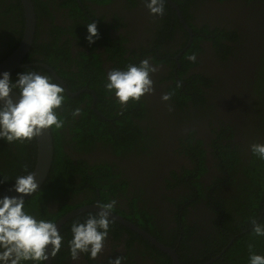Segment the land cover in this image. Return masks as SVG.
Listing matches in <instances>:
<instances>
[{"label": "trees", "instance_id": "trees-1", "mask_svg": "<svg viewBox=\"0 0 264 264\" xmlns=\"http://www.w3.org/2000/svg\"><path fill=\"white\" fill-rule=\"evenodd\" d=\"M73 1L76 0H67L64 6L71 7L73 14L76 12L80 13L79 16L83 18L82 21L87 20V16L83 10L77 2ZM174 2L179 6L181 14L192 29L194 36L191 44L179 57L180 68L178 70V77L180 80H184L185 83L177 80L172 70L168 72L169 76L167 80H172V83L166 84L165 91L166 93H172V96L170 100L166 101L170 110L167 109L168 113L164 114L165 126L163 129L164 132L168 133L170 128L176 129L175 133L178 134V145L179 147H184V150L180 151L176 148L174 152H177V154L184 153L192 162L196 161L194 159H197L198 164L197 166H191V168L188 166L181 167L185 177L184 175L178 176L175 170H171L170 175L164 177L166 182L176 180L173 188L183 184L182 193L179 192L177 194V199L170 198V203L177 205L176 217L180 216L177 220L183 221V228L180 229L178 226L173 228V237H171L173 238V242H164V244L168 245L171 243L172 248H175L174 244L180 241L176 252L183 264H202L212 258V256L220 254L223 249L221 256L210 264H248L249 245H253V251L264 255V237H256L252 233L251 223L252 219H255L257 222H264V161L259 160L250 150L252 143H264V43L260 56L261 63L256 67V71L253 74L254 79L250 80L253 82L249 86L255 109L258 112L257 118L259 123L256 122L255 124L254 122V124L255 126L259 125V127L257 126L258 129L254 132L249 131L253 134L251 139L244 142L236 141L234 128H237V126H231L230 120L225 124L220 117H217L218 114H214L215 109L213 107L214 104L211 102V97H215L216 93L203 90V87H210L211 77L201 71L197 72L194 70L198 60L196 59V62H192L188 57L193 53L197 57L199 54L203 55L207 52L203 46H200L201 40L206 38L208 42H211L209 49L213 50L217 57L226 59V56L230 53L232 54L235 49L233 44H227L226 41L234 42L238 39V35L235 31L225 30L224 27L215 25L212 30L207 23H203L201 26L191 23L189 20L193 17V14L189 11V6L197 5V0H174ZM254 2L262 6L261 13H264V0H254ZM41 5L45 7L43 3ZM167 8L166 18L163 19L164 23L159 25L161 37L158 39V45H156L160 47L161 43L164 44L167 40L173 39L176 27L183 30L184 38H179L181 42L177 47L178 49L165 51L167 55L166 61H170L171 67H173L175 66V62L169 56L172 57L186 46L189 34L182 27L177 15L174 12L172 14V10L168 5ZM37 11L40 12V9ZM170 15L173 16V20ZM2 18L6 19L4 22L9 27H5V33H0V40H3L4 46L9 48V51L0 50V61L16 47L22 34L24 18L20 0H0V23L1 21L3 22ZM12 25L14 26L12 27ZM84 27L83 23L82 25L77 24L72 34H79V38L82 39ZM203 34L210 36L207 38ZM103 40L105 41L106 49L108 51L111 50L112 45L109 38L106 37ZM34 45L31 50L32 53L40 52V54L46 57L47 60L45 61L49 64L51 62L57 63L64 56H69L68 49L64 43L51 41L36 44L34 42ZM123 52L121 49H116V54L112 55V59L119 58L116 61L125 64L136 62L132 59H125ZM151 54L155 61L159 60L155 51H151ZM28 57L30 56L28 55ZM84 59L77 61V70L60 67L58 73L65 79L71 92H75L89 83L88 86L94 88L97 94L96 107L110 120L103 119L102 116L94 114L89 107L81 106L83 96L90 97V94L86 92H81L77 96H70L65 92V100L62 106L56 110L58 118L64 120L65 124L67 121L74 120L72 132H75V135L73 139L74 141H78L80 147L83 145V142H85L87 147L89 143L87 141L88 138L90 137L91 142V138L93 137V140L103 139L112 142L116 153L122 152L123 149L135 148L138 154L147 153V151L150 154L151 145L156 139L151 137V131L145 129L144 125L134 121V118L144 119L146 115L145 101H142L141 98L139 101L130 100L127 106L120 108H118L119 104L113 98L106 101L105 95L109 92L104 87L106 78L103 76L104 73L100 63L94 62V68L92 66L93 62L84 63ZM93 60H95L94 57ZM182 75H185V77H181ZM218 99L217 110L221 107L225 98L218 97ZM100 100L106 101L105 109L101 108L102 105L99 106ZM77 107L81 109L80 114L76 116L78 119L71 114L72 110ZM196 111L200 112L203 117H212V122L213 119L215 121L214 123H209L210 132L213 136L210 138L211 142L208 143L210 147L208 153L213 158H216L212 166L214 170L208 168V166L211 167V164L206 165L208 154L206 147L203 146L204 139L198 137V131L193 124L199 121L196 120L198 118ZM149 112L152 119V112ZM51 130L54 143V157L51 170L41 189L31 197L25 199V208L31 214L37 216V218L50 219L56 222L69 210L83 204H89L96 198V196H90L85 201L72 204L69 202L71 199L67 198L68 194L89 189L93 194H100L107 202L109 200L108 194L116 195L117 193L119 185L115 179L119 174L108 173L110 167L107 168L108 172L105 171L104 167L108 163L89 165L85 160L70 158L62 147L64 134L54 126ZM35 160V137L31 141H17L11 144L0 139V181H3V183H0V188L11 186L14 184L15 177L31 172ZM151 161L153 162V160ZM207 173L208 175L206 176L205 174ZM74 174H76V177ZM186 178L188 181H186ZM125 185L126 183L122 182L120 187H125ZM140 199L141 195L133 197L130 203V206L134 209V213L132 214L137 217L138 223L163 242L162 231L155 221V215L151 213L153 209L146 204L145 200ZM138 200L142 202L141 206L138 205ZM199 203L205 204L211 211L219 212L217 216H220V225H223V229L220 228V225H216V229H208V231H205L200 236L198 240L201 241L197 243L196 240L194 243L189 244L187 241L191 240L195 232L194 228L188 226L186 223L187 215L189 214L188 209L193 204L197 205ZM169 211H172L171 207H169ZM88 214L95 213H83L68 220L60 227L66 244L71 239V223L77 219L82 220ZM128 216H131V214H128ZM111 225L119 226L113 220ZM120 227L123 226L120 225ZM126 230L129 231L128 229ZM225 232L228 233L226 234ZM119 233V230L114 232L115 236ZM181 234L182 239H179ZM142 240L145 241L144 239ZM61 253L65 254L66 251ZM59 257L58 253L55 257H52L51 264H64ZM158 258L162 261V263L158 264L171 262V257L163 251L159 252Z\"/></svg>", "mask_w": 264, "mask_h": 264}, {"label": "flooded vegetation", "instance_id": "flooded-vegetation-1", "mask_svg": "<svg viewBox=\"0 0 264 264\" xmlns=\"http://www.w3.org/2000/svg\"><path fill=\"white\" fill-rule=\"evenodd\" d=\"M66 1L67 0H37L35 2V0H32L36 18L33 43L28 53L21 61L22 66L14 69L11 73V78L14 81L17 78V73L34 71L42 75L51 76L55 83L61 84L59 80L61 79L68 88L65 79L59 75L58 69L60 67H65L66 69L73 68L74 70H77V61L83 60L84 57V63L93 62L92 66L94 68V62H99L103 69V76L106 78L108 71L114 68L126 69V66L128 65L122 62L118 63L116 59L119 58L112 59V55L116 54V49L124 51L123 57L125 59L136 61L133 62L134 64H138L140 60L148 58L151 64L158 66V70L151 74V79L153 80V92L141 96V100L145 101L144 107L146 109V115L144 119L141 120L140 118H134L136 123H140L141 125H144L145 129L150 130L151 137L156 139L151 145L152 148H150V154H148V151L147 153L138 154L137 149L135 148H129L128 150L123 149L122 152L120 151V153H116L112 142L103 139L93 140V137L91 138V142L90 137L88 138L87 141L89 143L87 144V147L85 142H83V145L80 147L78 141H74L73 139V136L75 135V132H72L74 120L67 121L66 124L64 123L63 127L58 129V131L64 134L62 147L64 152L68 154L70 158H73L74 160H85L89 165L108 163V165L104 167V170L107 171V168L110 167V171H107L108 173L112 172L113 174H119L115 179L119 185L117 193L116 195L108 194L109 200L107 202L100 194H93L89 189H84L78 193L68 194L67 198L71 199L69 201L70 203H80L81 201L88 199L90 196H96V198L89 204L97 203L103 205L115 200L116 204L110 210L111 212L123 216L127 221L143 229L162 244L169 241L173 242V238H171L173 237L172 229L176 226L182 229L183 221L177 220V218H180L179 215L176 217V212L178 210L177 205L170 203V198L177 199V194L179 192L182 193L183 184H180L179 187L173 188L176 180L166 182L164 177H168L171 170H175L178 176H182L184 175V171H182L181 167L188 166L191 168V166H197L198 164L197 159H194L196 161L192 162L189 157L174 152L176 148L179 149L178 134L175 133L176 129L174 130L173 128H170L169 133L166 131L164 132L163 129L165 126L164 114L168 113L167 109H170L167 106L168 103L163 101L161 96L166 93V84L172 83V80H167L169 76L168 72L170 70H172L175 78L180 80L178 77V70L180 68L179 57L181 55L178 58L176 57L183 48L176 52L172 57L169 56L175 62V66L173 67H171L170 61H166L167 55L165 54V51H173V49H176L179 46V43L181 42L179 38H184L183 30L176 27L173 39L167 40L164 44L161 43L160 47L157 46V42L161 37L159 25H162V23H164L163 19L166 18L168 9L167 5L172 10V14L173 12L176 14V11L170 6L167 0L164 15L159 17L149 15L144 0L73 1L77 2L87 16V20L82 21V16H79L80 13L76 12L77 14H73L71 7L64 6ZM41 3H43L45 7L42 6ZM38 9H40V12L37 11ZM261 9L262 6L256 4L254 0H197V5L189 6V11L193 14V17L189 20L191 23L198 26L207 23L212 30L215 25L224 27L225 30L235 31L238 35V39L234 42L226 41L227 44H233L235 46L233 53L227 55L226 59L217 57L214 51L209 49V47H211V42H208V39L206 40L205 38L201 40L200 46H203L207 52L203 55L199 54L197 56L198 63L194 70L197 72L201 71L211 77L210 87H203V90L216 93L215 97H211V102L214 104L213 107L215 109L214 114H218L217 117H220L225 124L230 120L231 126H237V128H234L235 140L241 142L251 139L253 134L249 131L254 132L259 127V125H257L258 127L255 126L256 122L259 123L257 118L258 112L255 109L251 97V88L249 86L253 82L250 80L254 79L253 74L256 71V67L261 63L260 56L263 51L264 13H261ZM170 17L173 20V16L170 15ZM2 20L3 22L1 21L0 23L1 34L5 33V27H9V25L4 22L6 19L2 18ZM90 21H95L99 34L98 38H96L94 43L91 44L85 39L87 35L86 25ZM82 23L85 27L83 29V37L80 39L79 34L73 35L72 31L77 27V24L82 25ZM13 26L14 25H12V27ZM182 27L185 30L183 25ZM22 35L23 29L20 40ZM209 36L210 35L208 34L204 35V37L207 38ZM106 37L109 38V41L113 46H111V50L109 51L106 49L104 44L105 41L103 40V38ZM2 41L3 40H0V50L5 52L9 51V48L5 47ZM51 41L66 44L69 56L66 55L63 59H59L57 63L51 62V64H49L45 61L47 60L46 57L40 54V52L32 53L31 50L34 42H36V44H43ZM12 51L6 55L5 58H7ZM151 51H155L159 60H154ZM28 55L30 57H28ZM93 57L95 60H93ZM181 77L184 78L185 75H182ZM180 81L185 83L184 80ZM88 85L89 83L80 88L82 90L81 92L90 94V97L83 96L81 106H86V108L89 107L94 114L102 116L103 119L110 120V118L105 117V114L96 107V91ZM80 89L76 91H79ZM218 97L225 98V100L217 110L216 105L219 103ZM110 98L116 100L114 94L109 92L105 95V100H110ZM106 101L100 100L99 106L102 105V109H105ZM120 107L122 106L119 104L118 108ZM149 111L152 112V119L150 118ZM196 112L198 113V118L196 120L199 121L194 122L193 124L198 131V137L204 139V144L208 145V143L211 142L210 138L213 136L210 132L209 123H214L215 121L213 119L212 122V117H203L200 112ZM75 118L78 119L76 116ZM215 125L217 124L215 123ZM206 149L208 154L206 165L208 166L211 164V167L208 166V168L214 170V167L212 166L213 163H215L216 158H213L210 153H208L210 149L209 145ZM151 160H153V162ZM205 175L207 176L208 173ZM74 176L76 177V174H74ZM186 181H188L187 178ZM122 182L126 183L125 187H120ZM138 195H141L140 200H145L146 204L153 209L151 210V213L155 215V221L162 231L161 235L163 237V242L158 240L146 228L138 223L136 220L137 217L132 214L134 213V209L130 206V203L132 202L133 197ZM140 200H138V205L141 206L142 202ZM169 207L172 208V211H169ZM188 210L189 214L187 215L186 223L188 226L193 227L195 232L193 233L191 240L187 241L189 244L194 243L196 240L198 243L201 241L198 239L205 231H208V229H216V225L221 224L220 216H217V213L219 212H215L214 210L211 211L209 207L203 203L197 205L193 204ZM88 212L96 213L97 211H87L84 213ZM128 214H131V216H128ZM111 220L115 221L119 226L110 225V231L107 239L104 241V247L95 259H89L86 253H82L79 256V259L73 261L70 258L68 244L64 243L62 250L58 253V255H60V260L64 264H109L110 259L122 256L124 257L123 264L162 263L160 258H158V254L163 250L158 248L148 238L133 228L123 225L112 218ZM120 225L124 228L120 227ZM222 226L223 225H220L221 229H223ZM116 230H119L120 232L117 236L114 234ZM225 233L227 234L228 232ZM180 238L182 239V234L179 236V239ZM179 244L180 241L179 243H175V248H172L171 243L168 245L176 251ZM164 245L168 246L167 244ZM63 251H66V253H61ZM165 253L168 254L167 252ZM221 253L212 256V258L206 261L215 257V260H217L221 256ZM176 254L178 256L177 260L179 264H183L180 261L177 252ZM206 261L204 263H206ZM165 264H174V260L171 258V262Z\"/></svg>", "mask_w": 264, "mask_h": 264}, {"label": "clouds", "instance_id": "clouds-1", "mask_svg": "<svg viewBox=\"0 0 264 264\" xmlns=\"http://www.w3.org/2000/svg\"><path fill=\"white\" fill-rule=\"evenodd\" d=\"M149 15H164L166 0H144ZM85 39L89 44L98 38L95 21L88 23ZM196 62V54L188 57ZM158 70L142 59L138 64L130 63L126 69L114 68L107 73L105 89L114 94L117 103L126 106L129 100L139 101L141 96L153 92L151 74ZM65 88L53 82L48 75L34 71L17 73L13 81L8 71H0V139L7 143L31 141L53 126L60 129L64 120L58 118L57 109L65 100ZM172 93L161 96L163 101L171 99ZM79 107L72 110V116L79 115ZM250 150L259 160L264 161V143L250 145ZM3 183V181H0ZM38 189L36 175L28 172L15 177L9 191L19 195L0 196V264H45L60 252L65 243L58 222L37 218L25 208V197ZM112 200L97 205L95 214H88L70 225L71 239L68 241L70 258L75 261L80 254L86 253L95 259L104 247L110 225V210L115 206ZM252 233L264 237V222L251 220ZM249 245L248 264H264V255L252 250ZM124 257L117 256L109 264H123Z\"/></svg>", "mask_w": 264, "mask_h": 264}, {"label": "water", "instance_id": "water-1", "mask_svg": "<svg viewBox=\"0 0 264 264\" xmlns=\"http://www.w3.org/2000/svg\"><path fill=\"white\" fill-rule=\"evenodd\" d=\"M23 11H24V28H23V35L22 38L17 45V47L12 51V53L7 56V58L3 59L0 62V71H8L10 74L14 71V69L21 67L22 66V59L25 57V55L28 53L30 50L34 35H35V26H36V18H35V11H34V6L32 3V0H20ZM167 2L170 4V6L176 11V14L181 22V24L185 27V29L188 31L189 34V39L184 46V48L179 52L176 58H178L185 49L191 44L192 42V36L193 32L192 29L187 25V23L184 21L181 11L179 10L178 5L173 1V0H167ZM60 83L62 86L65 88V91L68 95L70 96H76L79 94L82 90L80 89L79 91L71 92L67 88L66 84L64 81L61 79ZM88 90V89H86ZM36 140V160L35 164L32 169V173L36 175V179L38 181V190L41 189V187L45 184L48 175L51 170L52 162H53V157H54V143H53V135H52V130L47 129L44 130L43 133L37 137H35ZM9 187H1L0 188V196L3 195H8V196H14V195H19L15 193V191H9ZM36 191V192H37ZM34 192L33 194H35ZM33 194L30 196L25 197V199L31 197ZM96 204H88V205H83L78 208H74L66 212L64 215H62L56 222H58V227L62 226L65 224L68 220L71 218L82 214L87 211H98V207ZM110 218L120 222L123 225L129 226L136 230L137 232L143 234L146 238H148L152 243H154L158 248L161 250L167 252L171 258L174 260V264H179L178 262V256L176 254V251L172 249L169 246H166L160 242H158L154 237H152L150 234H148L146 231L143 229L139 228L138 226L134 225L133 223L127 221L123 216L119 214H115L110 211ZM216 259L213 258L209 261H206L204 264H210ZM45 264H51V258L49 261H46Z\"/></svg>", "mask_w": 264, "mask_h": 264}, {"label": "rangeland", "instance_id": "rangeland-1", "mask_svg": "<svg viewBox=\"0 0 264 264\" xmlns=\"http://www.w3.org/2000/svg\"><path fill=\"white\" fill-rule=\"evenodd\" d=\"M203 146H204V147H207V145H205V144H203ZM185 149H186V148H185ZM179 150H180V151L184 150V147H179ZM182 154L185 155L184 153H182ZM184 177H185V175H184Z\"/></svg>", "mask_w": 264, "mask_h": 264}]
</instances>
